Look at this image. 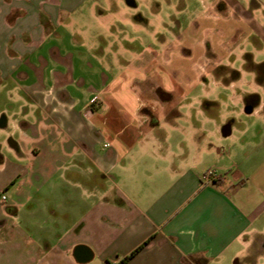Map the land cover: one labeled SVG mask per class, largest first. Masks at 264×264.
Wrapping results in <instances>:
<instances>
[{
	"label": "crops",
	"instance_id": "obj_1",
	"mask_svg": "<svg viewBox=\"0 0 264 264\" xmlns=\"http://www.w3.org/2000/svg\"><path fill=\"white\" fill-rule=\"evenodd\" d=\"M87 2L0 0V264H118L142 245L126 264L256 260L264 104H118L129 60L69 30ZM175 55L158 58L188 73ZM137 58L133 79L156 84L157 58Z\"/></svg>",
	"mask_w": 264,
	"mask_h": 264
},
{
	"label": "rangeland",
	"instance_id": "obj_2",
	"mask_svg": "<svg viewBox=\"0 0 264 264\" xmlns=\"http://www.w3.org/2000/svg\"><path fill=\"white\" fill-rule=\"evenodd\" d=\"M86 5L87 12L74 15L71 35L85 38L84 50L101 42L108 62L118 54L129 60L115 59L118 104H264V0H88ZM169 52L181 55L188 73L168 71L158 56ZM139 55L157 58L156 84L133 79ZM140 70L144 77L147 68ZM165 92L172 96L166 99ZM262 240L255 236L251 252L261 250ZM246 257L238 258L242 264H264V252L256 260Z\"/></svg>",
	"mask_w": 264,
	"mask_h": 264
},
{
	"label": "trees",
	"instance_id": "obj_3",
	"mask_svg": "<svg viewBox=\"0 0 264 264\" xmlns=\"http://www.w3.org/2000/svg\"><path fill=\"white\" fill-rule=\"evenodd\" d=\"M142 247L143 245L136 248L129 255L124 256V258L118 264H126ZM108 263H111V262H108Z\"/></svg>",
	"mask_w": 264,
	"mask_h": 264
},
{
	"label": "built area",
	"instance_id": "obj_4",
	"mask_svg": "<svg viewBox=\"0 0 264 264\" xmlns=\"http://www.w3.org/2000/svg\"><path fill=\"white\" fill-rule=\"evenodd\" d=\"M105 145H107V144H105ZM215 176H217L215 170L210 169V170H208L207 172H205L203 178H204L205 180H210V179L214 178ZM6 198H7V196L4 195V196H3V199H6ZM110 264H115V263H110Z\"/></svg>",
	"mask_w": 264,
	"mask_h": 264
},
{
	"label": "water",
	"instance_id": "obj_5",
	"mask_svg": "<svg viewBox=\"0 0 264 264\" xmlns=\"http://www.w3.org/2000/svg\"><path fill=\"white\" fill-rule=\"evenodd\" d=\"M230 132H231L230 125H229V124L225 125V126L223 127V133H224L225 135H228Z\"/></svg>",
	"mask_w": 264,
	"mask_h": 264
}]
</instances>
